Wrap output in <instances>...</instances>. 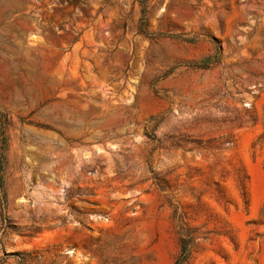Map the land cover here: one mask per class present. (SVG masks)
Here are the masks:
<instances>
[{
	"label": "rangeland",
	"instance_id": "374dc122",
	"mask_svg": "<svg viewBox=\"0 0 264 264\" xmlns=\"http://www.w3.org/2000/svg\"><path fill=\"white\" fill-rule=\"evenodd\" d=\"M0 0V264H264V0Z\"/></svg>",
	"mask_w": 264,
	"mask_h": 264
},
{
	"label": "trees",
	"instance_id": "16d2710c",
	"mask_svg": "<svg viewBox=\"0 0 264 264\" xmlns=\"http://www.w3.org/2000/svg\"><path fill=\"white\" fill-rule=\"evenodd\" d=\"M143 8V18L138 27L141 34L148 35L149 21L147 18V9L151 0H136ZM10 126V117L8 113L0 111V192L4 201L7 200L5 191L3 167L6 161V153L8 148V129Z\"/></svg>",
	"mask_w": 264,
	"mask_h": 264
}]
</instances>
